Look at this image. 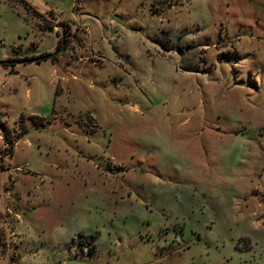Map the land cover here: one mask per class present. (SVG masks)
<instances>
[{"label":"rangeland","instance_id":"1","mask_svg":"<svg viewBox=\"0 0 264 264\" xmlns=\"http://www.w3.org/2000/svg\"><path fill=\"white\" fill-rule=\"evenodd\" d=\"M260 1L0 0V264H264Z\"/></svg>","mask_w":264,"mask_h":264},{"label":"crops","instance_id":"2","mask_svg":"<svg viewBox=\"0 0 264 264\" xmlns=\"http://www.w3.org/2000/svg\"><path fill=\"white\" fill-rule=\"evenodd\" d=\"M252 0H216V6L217 8H220L223 6V3L228 4V6H225V9H227L229 6L235 7L239 12L244 15L243 18H246L245 11H247L250 8V2ZM204 2V1H203ZM261 2L260 0H256V3ZM263 10V7L260 9V12ZM241 18V19H243Z\"/></svg>","mask_w":264,"mask_h":264},{"label":"water","instance_id":"3","mask_svg":"<svg viewBox=\"0 0 264 264\" xmlns=\"http://www.w3.org/2000/svg\"><path fill=\"white\" fill-rule=\"evenodd\" d=\"M63 45H64V32L61 35V44H60V47H59V49L55 53L49 54V55L38 56L36 58L30 59V60H26V62H29V61L30 62H39L41 60L53 58L57 53H59L63 49ZM1 63L2 62L0 61V64Z\"/></svg>","mask_w":264,"mask_h":264},{"label":"trees","instance_id":"4","mask_svg":"<svg viewBox=\"0 0 264 264\" xmlns=\"http://www.w3.org/2000/svg\"><path fill=\"white\" fill-rule=\"evenodd\" d=\"M34 13L37 14L35 11H34ZM64 41H65V39H64ZM60 42H61V39H60ZM1 62H2L1 64L4 65V66H6L7 63H8V61H1ZM37 63H39V62H37ZM4 137H5V140L8 141L7 137L6 136H4Z\"/></svg>","mask_w":264,"mask_h":264}]
</instances>
